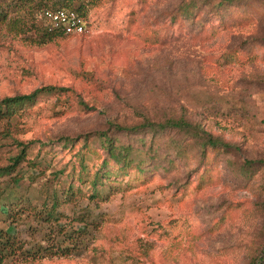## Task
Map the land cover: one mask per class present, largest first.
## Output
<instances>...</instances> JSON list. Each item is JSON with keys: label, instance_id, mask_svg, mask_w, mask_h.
Wrapping results in <instances>:
<instances>
[{"label": "rangeland", "instance_id": "obj_1", "mask_svg": "<svg viewBox=\"0 0 264 264\" xmlns=\"http://www.w3.org/2000/svg\"><path fill=\"white\" fill-rule=\"evenodd\" d=\"M6 1L0 97L72 90L0 118V166L27 144L0 175V232L22 244L0 264H252L264 251V0H196L194 14L191 0H72L87 30L46 42L36 7ZM172 116L229 142L215 167L191 132L116 128ZM99 131L132 145L142 169L104 160ZM53 189L64 201L46 221Z\"/></svg>", "mask_w": 264, "mask_h": 264}, {"label": "trees", "instance_id": "obj_2", "mask_svg": "<svg viewBox=\"0 0 264 264\" xmlns=\"http://www.w3.org/2000/svg\"><path fill=\"white\" fill-rule=\"evenodd\" d=\"M24 2H30V7L32 9L36 7L35 10L31 12V17L35 21L37 20V24L34 25L35 29L38 30L37 36L38 39H36L38 42H46L51 40L52 38L56 36H61L63 34L58 33L54 29H51L49 27V24L45 21L44 18H42L39 14L46 8H60V7H70L77 10L79 14H81L85 20L86 23L89 24L88 15H87V8L85 6V3L81 2L77 6H74L71 4L72 0H21ZM221 1H233V0H219ZM196 0H191L188 2L184 7H182V10L184 13L188 14H194V11H188L189 3H192L195 5ZM9 2L6 0H0V20L5 18V15L7 13V7ZM62 3V4H61ZM91 5H93V1L89 2ZM11 27L14 29H18L23 31V28L20 27L19 22L21 21L20 18H11ZM39 21V22H38ZM72 90L70 86H62V85H55V84H46L41 85L39 87L34 88L33 90L27 92V93H19V94H13V95H5L0 97V118L2 117H9L13 113H15L16 109L24 104H31L33 103L40 94L45 92H59V91H69ZM78 101L80 103H83L80 97H78ZM116 128L118 130H122L125 128L126 130L130 129H137V127L141 126V128H150L153 133L155 132H162L166 129H169L171 127H176L181 130H184L186 133L191 132L194 134L197 139V143L200 146V163L203 167V169H211L216 166L218 163L217 153L221 148H229L230 144L229 142L224 141L223 139L214 136L212 132L209 130L201 127L197 124V126H194L190 121H188L186 118H175L174 116L165 118L163 120H145L141 123L134 124L132 126H124L121 124H116ZM140 128V127H139ZM96 138L99 141V145L103 148V150L106 153V157L104 156V160L107 161V159H112L118 163H121V167L127 168L131 164H133L138 171L142 169V166L140 163L143 161V159H140L139 161L134 162V158L131 156L133 146L123 142L120 140L118 135L109 134L108 132L99 131L96 132ZM87 137H84L83 141H86ZM18 144H22V146L19 149V152L12 156L11 161L6 164L0 166V175L2 174H11L13 171H15L16 165L21 161L23 158L26 143L23 144L20 140L17 141ZM251 163V162H250ZM20 175L17 173L12 174V179L18 183L20 180ZM70 192H66V195H69ZM50 201V204L47 205V201ZM48 200L46 198L45 206L42 211L44 215H40V218L44 217L46 221H58L60 212L57 210L58 205H60L64 198H60L58 191L56 189H53L52 192L48 194ZM15 245V246H14ZM22 244L21 242H15L12 238V236L7 235L4 232H0V261L4 259L9 253H13L14 251H17L21 249ZM48 245L45 246H38L36 249H34V252L42 253L44 254L46 251L56 252L60 251L61 254H66L68 251H66L67 246H61L60 250H53V248H47ZM39 249H42V251H39ZM49 249V250H48ZM252 264H264V251L259 252L256 257L254 258Z\"/></svg>", "mask_w": 264, "mask_h": 264}, {"label": "built area", "instance_id": "obj_3", "mask_svg": "<svg viewBox=\"0 0 264 264\" xmlns=\"http://www.w3.org/2000/svg\"><path fill=\"white\" fill-rule=\"evenodd\" d=\"M39 15L51 29L63 35L80 34L87 30L85 18L74 8H46Z\"/></svg>", "mask_w": 264, "mask_h": 264}]
</instances>
